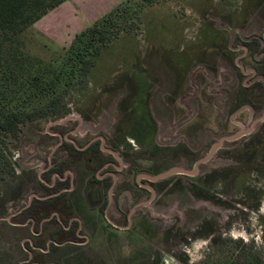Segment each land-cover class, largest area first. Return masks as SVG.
Returning a JSON list of instances; mask_svg holds the SVG:
<instances>
[{
	"label": "rangeland",
	"instance_id": "1",
	"mask_svg": "<svg viewBox=\"0 0 264 264\" xmlns=\"http://www.w3.org/2000/svg\"><path fill=\"white\" fill-rule=\"evenodd\" d=\"M246 2L175 0L155 6L145 12L141 30L107 48L90 75L68 74L58 91L50 92L43 100L33 99L32 105L37 106L46 104L52 96L63 94L64 106L58 109V114L54 112L51 117L27 124L19 140L1 143L4 153L0 158V199L6 184L15 182L12 170L27 168L37 177L46 169L51 150L50 135L54 133L51 124L55 120H74L81 116L83 126L80 127L81 122L74 124L78 125L81 135L89 131L92 136L101 133L115 139L116 146L122 149L120 157L125 171L128 164L142 161V156L138 157L135 151L137 145L143 147L141 155L157 154L159 157H142L154 163L152 170L156 172L174 167L192 170L219 140L256 125L247 137L225 143L209 163L199 166L198 176L176 175L161 182L163 191L157 202L138 210L137 215L147 216L160 233L173 231L178 261L162 253L154 239L142 240L138 236L132 238L129 250L121 248L119 253L121 263L130 259L145 262L146 258L151 263L157 255L161 264H216L232 261L250 251L264 258V214L261 213L264 207V141L258 135L259 130H264V109L257 113L253 109L235 111V94L243 82L248 85L252 80H236L235 69L232 65L229 69L218 55L223 49L219 48L217 53L211 50L220 40L219 36L211 39L213 25L232 36L230 43L236 48L235 31L240 29L243 33L248 27L246 22H241L245 10L251 7ZM257 14L254 11L250 16L247 30L251 28V34L261 35L263 22ZM193 18L198 24L195 22L191 27L187 21ZM209 21L213 23L211 27ZM199 22L201 26L197 30ZM23 38L27 61L55 62L57 67L68 54L69 48L54 45L34 29L28 30ZM234 51L233 60L243 55L242 46ZM198 63L200 70L193 69ZM223 68L226 71L220 73ZM190 69L193 73L191 83L175 96L174 80L187 78ZM213 71L222 74L223 81L230 79L229 87L221 86L214 97L202 95L206 89L204 74ZM20 85L18 83L14 91L25 96ZM145 89H149V95ZM30 93L27 92L26 98ZM6 94L9 96L11 90ZM146 99H149V106L140 105ZM8 105L2 103L0 108L4 111L20 109L21 98L11 100ZM120 139L132 140L134 144L129 148V144L125 145ZM135 167L137 172L143 170L141 165ZM178 229H182V234L179 232L182 243L177 239ZM233 230L249 236L248 243L242 239L233 240L229 235ZM202 241L209 243L196 249L195 245ZM193 256L199 258L193 260Z\"/></svg>",
	"mask_w": 264,
	"mask_h": 264
},
{
	"label": "flooded vegetation",
	"instance_id": "2",
	"mask_svg": "<svg viewBox=\"0 0 264 264\" xmlns=\"http://www.w3.org/2000/svg\"><path fill=\"white\" fill-rule=\"evenodd\" d=\"M245 2L251 7L245 10V18L241 22H246L250 27L249 18L256 11L257 18L263 22L261 29L264 30V0ZM209 22L211 27L213 23ZM214 26L211 28V39L219 36L220 40L218 44L211 46V50L217 53L220 52L219 48L223 49V53L218 55L223 57L222 60L228 64L229 69L231 65L235 69L236 80H252L248 85L243 82L240 91L235 94V111H262L264 31L260 35L251 34V28L249 32L248 27L243 33L240 29L236 30L234 35L237 44L234 48L230 43L232 36ZM240 46L243 55L233 60L231 57L234 49ZM248 64L252 69L248 68ZM192 68L200 70L201 64L198 63ZM191 69L187 78L174 80L177 87L175 96L184 90L187 83H191ZM219 71L225 72L226 69ZM220 73L213 71L209 75L204 74L206 89L202 95L211 94L214 97L221 86L229 87L230 79L223 81ZM210 80L213 81L211 86ZM146 95H149V89L146 90ZM148 101L146 99L140 105L147 107ZM74 118H65L60 122L55 120L51 124L54 133L50 135L51 150L46 169L41 170L37 177L27 168L21 171L12 170L11 175L15 182L6 184L0 199V264H161L157 255L151 263L147 262V258L145 262L130 259L121 263L120 249L129 250L132 238L137 236L142 240L154 239L162 253L164 251L167 256L178 261L179 253L178 250L177 253L174 251V236L171 234L173 231L160 233L147 216L137 215L140 208H149L157 202L163 191L160 183L170 177L155 182L148 178L173 168L158 172L152 170L154 163L142 157L158 155L149 152L141 155L144 152L143 147L137 145L135 151L138 157L142 156V161L137 160L134 165L128 164V170L125 171L120 157L122 149L116 146L115 139L107 138L101 133L92 136L89 131L81 135L78 125L74 124L81 122V127L84 119L81 116ZM258 135L264 141L263 129L259 130ZM119 141L129 144V148L134 144L130 143L132 140ZM225 143L232 142L224 141L215 154ZM135 165H141L143 170L137 172ZM86 174L90 176L85 177ZM199 174L198 167V173L194 177ZM179 232L182 234V229H178L177 233V239L182 243Z\"/></svg>",
	"mask_w": 264,
	"mask_h": 264
},
{
	"label": "trees",
	"instance_id": "3",
	"mask_svg": "<svg viewBox=\"0 0 264 264\" xmlns=\"http://www.w3.org/2000/svg\"><path fill=\"white\" fill-rule=\"evenodd\" d=\"M65 1L0 0V105L4 103L8 107L11 100L21 98L20 109L4 111L0 108V158L4 153L1 143L19 140L27 124L51 117L54 112L58 114V109L64 106L63 94L59 92L57 94L62 97L52 96L46 104L33 106V99L43 100L50 92L58 91L68 74L90 75L107 48L141 30L147 10L175 0H128L78 34L66 50V58L57 67L55 62L27 61L24 34ZM18 83L23 87L21 93L25 96L14 91ZM9 90L11 94L8 96L6 93ZM28 91L31 93L26 98ZM238 244L241 245L242 241ZM216 264H264V258L250 251L232 261Z\"/></svg>",
	"mask_w": 264,
	"mask_h": 264
},
{
	"label": "crops",
	"instance_id": "4",
	"mask_svg": "<svg viewBox=\"0 0 264 264\" xmlns=\"http://www.w3.org/2000/svg\"><path fill=\"white\" fill-rule=\"evenodd\" d=\"M126 1L128 0H66L36 22L32 30L34 29L41 37L54 45L68 48L78 34ZM196 20V18L189 19L187 24L192 27ZM199 28L200 25L197 30Z\"/></svg>",
	"mask_w": 264,
	"mask_h": 264
},
{
	"label": "water",
	"instance_id": "5",
	"mask_svg": "<svg viewBox=\"0 0 264 264\" xmlns=\"http://www.w3.org/2000/svg\"><path fill=\"white\" fill-rule=\"evenodd\" d=\"M253 127H254V125H253ZM253 127L248 129L247 131H241V132L237 133L236 135L222 139L219 143H217L216 145L213 146V148L211 149L209 154L204 159L200 160L197 163V165L195 166V168L193 170H184V169H179V168H173V169H170L163 174H160V175L152 177V178L150 177L148 179L150 181L155 182V181L167 179L169 177H172L174 175H179V174L194 176L198 173L199 165L208 163L211 160V158L213 157V155L215 154V152L222 146L224 141H228V142L237 141V140L241 139L243 136L250 134L253 131Z\"/></svg>",
	"mask_w": 264,
	"mask_h": 264
},
{
	"label": "clouds",
	"instance_id": "6",
	"mask_svg": "<svg viewBox=\"0 0 264 264\" xmlns=\"http://www.w3.org/2000/svg\"><path fill=\"white\" fill-rule=\"evenodd\" d=\"M130 143H134L133 141H130ZM261 213L264 214V207L261 208ZM255 219V218H254ZM231 238L233 240H240L242 239L246 244L248 243L250 237L247 236L244 232H236L235 230H233L230 234ZM256 239H257V243L259 244L260 241H259V233H257V236H256ZM207 243H209V241H202V242H199L195 245V248L196 249H199L201 248L202 246H206ZM199 257H196V256H193V260L195 259H198Z\"/></svg>",
	"mask_w": 264,
	"mask_h": 264
}]
</instances>
